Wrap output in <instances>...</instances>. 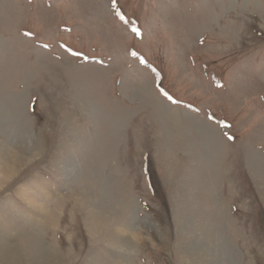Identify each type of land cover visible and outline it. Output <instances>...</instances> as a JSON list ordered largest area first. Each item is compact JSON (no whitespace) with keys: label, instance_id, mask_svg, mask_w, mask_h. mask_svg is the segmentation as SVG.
Wrapping results in <instances>:
<instances>
[{"label":"rangeland","instance_id":"1","mask_svg":"<svg viewBox=\"0 0 264 264\" xmlns=\"http://www.w3.org/2000/svg\"><path fill=\"white\" fill-rule=\"evenodd\" d=\"M49 260L264 264V0H0V264Z\"/></svg>","mask_w":264,"mask_h":264},{"label":"bare ground","instance_id":"2","mask_svg":"<svg viewBox=\"0 0 264 264\" xmlns=\"http://www.w3.org/2000/svg\"><path fill=\"white\" fill-rule=\"evenodd\" d=\"M144 90L146 91V96L147 97H149V94L147 93V89L144 87ZM156 100V99H155ZM168 113L171 115V118L172 119H174V120H176V122H179L180 123V120H181V118L182 117H184L185 115L184 114H182V113H180L179 111H177V110H171V109H169L168 108ZM168 114V115H169ZM17 123H15V122H13V125L15 126ZM220 202V201H219ZM222 215V214H221ZM218 221V220H217ZM219 222V221H218ZM40 243V242H39ZM39 246V245H38ZM224 248V247H223ZM225 249H227V247L225 246ZM4 252H6V251H4ZM14 252V251H13ZM31 252V251H30ZM34 254H33V259H34V257H35V259L37 260V261H39V262H42V263H44V258H45V255L47 256V254H48V251H46V250H44V249H42V248H38L36 251H32ZM2 253V252H1ZM47 253V254H46ZM3 254V253H2ZM6 255V254H5ZM4 256V255H3ZM30 256H32V255H29V257ZM50 256V255H49ZM1 258H2V256H1ZM8 259V258H7ZM7 259H6V261H7ZM12 259V258H11ZM32 259V260H33ZM28 260H30V259H28ZM35 260V261H36ZM47 260V259H46ZM45 260V261H46ZM4 262V261H3ZM31 262V261H30ZM49 262V264L51 263L50 262V260L48 261ZM10 263V262H9ZM8 263V264H9ZM3 264V263H2ZM4 264H6L5 262H4ZM32 264V263H31ZM36 264V263H35ZM38 264V263H37ZM46 264V263H45ZM55 264V263H54ZM59 264V263H58Z\"/></svg>","mask_w":264,"mask_h":264},{"label":"snow or ice","instance_id":"3","mask_svg":"<svg viewBox=\"0 0 264 264\" xmlns=\"http://www.w3.org/2000/svg\"><path fill=\"white\" fill-rule=\"evenodd\" d=\"M113 4H115V0H113ZM117 15H120L121 19H124L123 15H121L119 12H117ZM132 31L135 32L137 35H142L139 28H133ZM29 35H31V33H29ZM44 47L47 48L48 45H44ZM69 51H71V49H69ZM73 55H82V54L81 53H73ZM131 55L133 57L139 56V54L135 50L131 51ZM85 59H87V58L85 57ZM140 60H141V63H143L145 65L148 64V62L146 60H144L143 58H140ZM161 91L163 92L164 96H166L168 99H170V100L172 99V97L166 91H164L163 89H161ZM229 139H234V137H229Z\"/></svg>","mask_w":264,"mask_h":264}]
</instances>
